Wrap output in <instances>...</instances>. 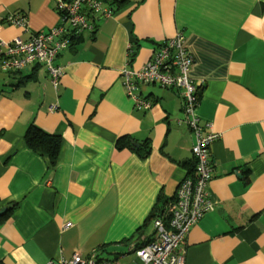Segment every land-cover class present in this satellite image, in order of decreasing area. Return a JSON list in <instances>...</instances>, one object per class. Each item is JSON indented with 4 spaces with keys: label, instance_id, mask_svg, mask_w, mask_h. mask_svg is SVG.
<instances>
[{
    "label": "crops",
    "instance_id": "crops-1",
    "mask_svg": "<svg viewBox=\"0 0 264 264\" xmlns=\"http://www.w3.org/2000/svg\"><path fill=\"white\" fill-rule=\"evenodd\" d=\"M92 22L56 58L58 87L43 63L0 71V211L8 208L0 263L104 256L153 234V220L151 235L142 232L150 214L194 174L195 136L178 121L179 90L141 84L152 106L136 108L121 69L142 68L181 30L200 86L197 114L219 134L210 147L213 209L187 234L185 264H264V0H125ZM58 23L54 0H0V50ZM31 124L61 138L54 164L27 144ZM121 136L149 143V153L118 148Z\"/></svg>",
    "mask_w": 264,
    "mask_h": 264
},
{
    "label": "built area",
    "instance_id": "built-area-1",
    "mask_svg": "<svg viewBox=\"0 0 264 264\" xmlns=\"http://www.w3.org/2000/svg\"><path fill=\"white\" fill-rule=\"evenodd\" d=\"M60 14V23L46 31L35 33L25 40L17 37L0 50V71L21 70L40 63L47 66L52 83L60 84L63 68L55 63L60 52L70 46V36H79L94 28L91 18L109 17L112 9L104 0H54ZM8 21L25 24V18L9 16ZM194 56L186 44L185 32L179 30L164 40L154 51L151 59L134 70L128 66L121 69L122 82L127 95L136 108L148 109L152 101L142 95L141 84H159L179 90L185 123L193 131L196 160L194 174L186 177L178 186L177 197L169 208V216L158 212L153 218V234L146 236L134 249L139 264H185L183 244L186 236L203 215L213 209L210 181L213 165L211 144L219 134L209 121L201 123L197 114L200 86L190 76ZM67 224L66 226H70ZM2 264V263H0ZM48 264H117L98 252L83 254L75 251L69 258L62 257Z\"/></svg>",
    "mask_w": 264,
    "mask_h": 264
},
{
    "label": "trees",
    "instance_id": "trees-1",
    "mask_svg": "<svg viewBox=\"0 0 264 264\" xmlns=\"http://www.w3.org/2000/svg\"><path fill=\"white\" fill-rule=\"evenodd\" d=\"M106 4L112 9L116 10L118 6H120L125 0H104ZM96 18L92 17L91 18V23L93 24L92 20L94 21ZM94 28L92 29L94 31L95 25H93ZM91 30V31H92ZM92 31V32H93ZM83 34V33H82ZM81 35L79 36H70V46H74L75 43L79 40ZM25 139L27 144L34 148L35 150H43L46 152L50 159L51 162L54 164L60 149L61 145V138L57 135H52V134H47L40 130L38 127H36L34 124L29 125L26 133H25ZM140 145V144H139ZM131 147L132 149L138 150L141 153L148 154L150 151V144L145 143L141 144V146H135L134 145V140L130 136H121L117 140V147L118 148H124V147ZM177 194L171 199V200H164L163 204L159 206L156 211L154 210L148 220L145 222V227L142 229V232H151L149 229V225L151 220L155 217V215L160 212V214H163L165 216H169V208L174 205L175 200H176ZM144 230V231H143ZM151 235V233L149 234Z\"/></svg>",
    "mask_w": 264,
    "mask_h": 264
},
{
    "label": "rangeland",
    "instance_id": "rangeland-1",
    "mask_svg": "<svg viewBox=\"0 0 264 264\" xmlns=\"http://www.w3.org/2000/svg\"><path fill=\"white\" fill-rule=\"evenodd\" d=\"M135 248H131V246H126L122 252H107L104 253L106 258L112 259L117 264H139L136 253L134 252Z\"/></svg>",
    "mask_w": 264,
    "mask_h": 264
},
{
    "label": "water",
    "instance_id": "water-1",
    "mask_svg": "<svg viewBox=\"0 0 264 264\" xmlns=\"http://www.w3.org/2000/svg\"><path fill=\"white\" fill-rule=\"evenodd\" d=\"M8 210L7 207H4L1 211H0V215H2L4 212H6Z\"/></svg>",
    "mask_w": 264,
    "mask_h": 264
}]
</instances>
